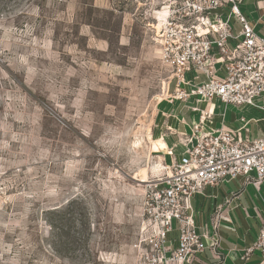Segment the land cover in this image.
Here are the masks:
<instances>
[{
    "label": "rangeland",
    "instance_id": "374dc122",
    "mask_svg": "<svg viewBox=\"0 0 264 264\" xmlns=\"http://www.w3.org/2000/svg\"><path fill=\"white\" fill-rule=\"evenodd\" d=\"M143 11L0 0V264H142L145 190L170 163L151 141L177 111Z\"/></svg>",
    "mask_w": 264,
    "mask_h": 264
},
{
    "label": "built area",
    "instance_id": "2783aa9c",
    "mask_svg": "<svg viewBox=\"0 0 264 264\" xmlns=\"http://www.w3.org/2000/svg\"><path fill=\"white\" fill-rule=\"evenodd\" d=\"M241 1L137 0L161 63L171 73L172 93L164 100L170 105L190 101V111L199 114L190 134H177L173 149L181 148L179 158L169 150L166 173L145 190L134 245L142 264H192L206 249L203 239L219 259L223 213L240 194L215 208L210 235L198 232L193 199L206 187L239 179L256 190L264 182V130L250 138L247 128L264 123V38L241 12ZM216 102L224 111L231 106L241 113V125L211 127L213 113L199 105ZM250 111L259 117L247 119ZM254 253L264 257V213L256 238L244 248L245 258Z\"/></svg>",
    "mask_w": 264,
    "mask_h": 264
},
{
    "label": "crops",
    "instance_id": "0c3cea01",
    "mask_svg": "<svg viewBox=\"0 0 264 264\" xmlns=\"http://www.w3.org/2000/svg\"><path fill=\"white\" fill-rule=\"evenodd\" d=\"M239 7L253 26L254 32L259 37L264 38V0H242ZM168 105L170 106V104ZM191 105L190 101L185 104L175 102L172 105L177 107V111L173 114L170 113L169 118L163 122L161 130L158 131L161 139L151 142L152 151L171 150L177 141V134H190L192 132V127L198 123L199 114L190 111L189 107ZM210 105L202 103L199 107L209 111L207 108ZM231 109L233 112L229 114V119H227V109L225 111L223 109V112L218 113L209 111L214 115L210 126L225 130L239 127L241 125L238 121L239 116L237 117L234 114L237 110L233 107ZM251 125H254V130ZM247 128L249 129L248 136L255 138L264 130V123L251 122ZM241 135L245 137V132L243 131ZM159 141L165 145L162 149H157V142ZM173 151L174 156L179 158L181 148H175ZM238 193L240 194L238 199H234L227 211L223 213L220 228L221 248L218 250L220 253L219 259L210 250V241L203 239L206 249L204 253L193 260L192 264H264V257L259 253H254L249 258L244 257V248L256 238L261 217L264 213V182L258 190L251 184L243 185L241 179L218 188L206 187L203 196H196L192 201L195 220L199 228L198 232L210 235V219L215 208L221 205L227 197ZM172 237L175 238V234Z\"/></svg>",
    "mask_w": 264,
    "mask_h": 264
},
{
    "label": "bare ground",
    "instance_id": "6f19581e",
    "mask_svg": "<svg viewBox=\"0 0 264 264\" xmlns=\"http://www.w3.org/2000/svg\"><path fill=\"white\" fill-rule=\"evenodd\" d=\"M151 142H152V141H151ZM157 144H158L157 149H162V148L165 146L164 143L161 142V141L157 142ZM155 150H156V149H155Z\"/></svg>",
    "mask_w": 264,
    "mask_h": 264
}]
</instances>
